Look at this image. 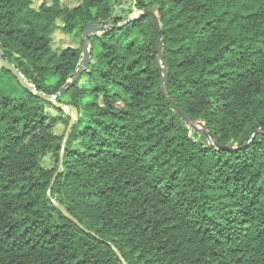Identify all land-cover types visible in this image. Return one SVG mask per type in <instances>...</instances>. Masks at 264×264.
<instances>
[{
    "label": "trees",
    "instance_id": "16d2710c",
    "mask_svg": "<svg viewBox=\"0 0 264 264\" xmlns=\"http://www.w3.org/2000/svg\"><path fill=\"white\" fill-rule=\"evenodd\" d=\"M37 1L0 0V55L45 95L73 78L84 30L113 26L57 99L78 117L51 197L88 234L47 198L70 115L0 68V264H122L108 244L126 264H264V0H131L158 21L168 97L216 147L161 94L148 19ZM56 32L81 46L54 49Z\"/></svg>",
    "mask_w": 264,
    "mask_h": 264
},
{
    "label": "water",
    "instance_id": "95a60500",
    "mask_svg": "<svg viewBox=\"0 0 264 264\" xmlns=\"http://www.w3.org/2000/svg\"><path fill=\"white\" fill-rule=\"evenodd\" d=\"M142 18H146L149 20L153 31L155 33V37H156V52H157V64L158 67L160 69V71L163 73V78L161 80V82H163L165 84V88H161L160 92L163 95L164 99L166 100V102L168 103V105L171 107L172 111L178 115L181 119V121L183 122V124L188 127L190 129V131L197 133V134H202L205 137H208L212 143L213 147L217 146V142L216 140L210 135V133L205 129V127L203 126V124L201 122H190L184 115L183 113L178 109V107L172 102V100L168 97L167 93H166V81H167V71L164 67V60H163V56H162V44L160 42L159 39V24L158 21L156 19V16L151 13V12H139V14L135 17L129 18L125 24L129 23L130 21L133 20H137V19H142ZM118 29L121 27H117ZM110 29H113V26L108 25V26H103V25H90L88 26L83 34H82V55H81V60L79 62L78 65V69L76 70L73 78L71 80H69L65 86L63 88H61L55 95L49 96V95H45L42 93L37 92L34 87H32V85H30L29 82H27L21 75L20 73L15 69V67L13 65H11L10 63H8L7 61H5L2 56L0 55V68H3L4 70H6L8 73H10L13 78L17 81V83L25 90L27 91L29 94L40 98L46 102H49L50 104H52L53 106L57 107L59 110L64 111L66 113H71L70 114V119H69V123L64 135V138L62 140V144H61V148L62 151L60 153V165H59V169L56 172V174L53 176L52 180H51V184L50 187L47 191V198L48 200L51 202V204L53 205V207L59 211L66 219H68L73 225H75L78 229H80L83 233H87V230H85L80 223L73 218L68 212L67 210L62 207L57 201H55L52 197H51V190L52 187L56 181V179L58 178V176L61 173V168H62V159H63V152H64V147L66 144V140L68 137V134L71 130L72 125L75 123V121L77 120L78 117V113L77 110L75 108H73L72 106H63V105H58L57 103V99L60 98L61 96H63L68 90H70L76 83L77 81L80 79L81 75L83 73H85L90 64H91V55H90V47H89V37L91 35L94 34H102L105 31H108ZM197 126H201L200 128H198ZM108 246L111 248V250L116 254V256L118 257V259L120 260V262L122 264H126L125 261L122 259V256L120 255V253L111 245L108 244Z\"/></svg>",
    "mask_w": 264,
    "mask_h": 264
},
{
    "label": "rangeland",
    "instance_id": "374dc122",
    "mask_svg": "<svg viewBox=\"0 0 264 264\" xmlns=\"http://www.w3.org/2000/svg\"><path fill=\"white\" fill-rule=\"evenodd\" d=\"M79 2L80 0H62V4L68 8L75 7L76 5H78ZM38 5H39V2L37 0H34V7H38ZM138 14L139 12L134 7L133 2L131 0H119V1L117 0L116 5L113 10V17L117 19H129V18L137 16ZM72 37L73 36H70V35L68 36L60 32H56L52 37L53 48L56 50H60L65 47L76 48V47L81 46L79 40H76ZM83 83L84 81H81L80 85H83ZM68 114L70 115L71 113H68ZM62 131H63L62 126H58L55 129V133L57 135L61 134ZM43 164L45 167H50L51 166L50 158H46Z\"/></svg>",
    "mask_w": 264,
    "mask_h": 264
},
{
    "label": "bare ground",
    "instance_id": "6f19581e",
    "mask_svg": "<svg viewBox=\"0 0 264 264\" xmlns=\"http://www.w3.org/2000/svg\"><path fill=\"white\" fill-rule=\"evenodd\" d=\"M197 127H200V126H197Z\"/></svg>",
    "mask_w": 264,
    "mask_h": 264
}]
</instances>
